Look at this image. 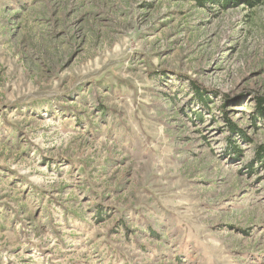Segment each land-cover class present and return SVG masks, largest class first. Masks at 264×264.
Instances as JSON below:
<instances>
[{
    "label": "rangeland",
    "instance_id": "rangeland-1",
    "mask_svg": "<svg viewBox=\"0 0 264 264\" xmlns=\"http://www.w3.org/2000/svg\"><path fill=\"white\" fill-rule=\"evenodd\" d=\"M262 93L264 4L0 0V264H264Z\"/></svg>",
    "mask_w": 264,
    "mask_h": 264
},
{
    "label": "trees",
    "instance_id": "trees-1",
    "mask_svg": "<svg viewBox=\"0 0 264 264\" xmlns=\"http://www.w3.org/2000/svg\"><path fill=\"white\" fill-rule=\"evenodd\" d=\"M199 3L201 4H206V2L210 1V0H197ZM219 1V0H217ZM228 1V0H226ZM246 2L248 4H250L251 6H257L258 4H264V0H246ZM228 3V2H226ZM189 82L192 84L191 89L195 92V94L199 97V101L202 105H207V98L208 94H206L208 92V90H206L205 88H203V86L195 84V81L193 79H189ZM256 98V111H257V115H261L264 113V94H258L254 96ZM229 121V120H228ZM230 124H232V122H229ZM232 132H234L236 130V127L234 126L232 129ZM232 151L234 152H238L240 151V149L238 148L237 145H235L234 148H232ZM253 158L258 161L261 162L264 165V140L256 143L254 146V150H253Z\"/></svg>",
    "mask_w": 264,
    "mask_h": 264
}]
</instances>
